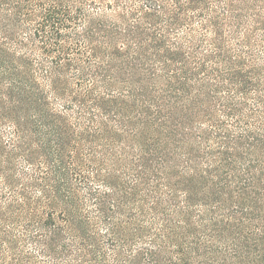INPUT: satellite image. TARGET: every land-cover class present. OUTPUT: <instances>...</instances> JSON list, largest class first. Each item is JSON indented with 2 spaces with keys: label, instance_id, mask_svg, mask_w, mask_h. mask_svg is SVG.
<instances>
[{
  "label": "trees",
  "instance_id": "16d2710c",
  "mask_svg": "<svg viewBox=\"0 0 264 264\" xmlns=\"http://www.w3.org/2000/svg\"><path fill=\"white\" fill-rule=\"evenodd\" d=\"M0 264H264V0H0Z\"/></svg>",
  "mask_w": 264,
  "mask_h": 264
}]
</instances>
